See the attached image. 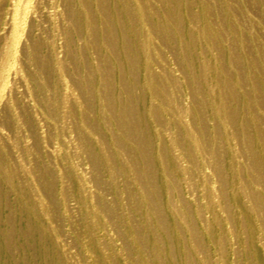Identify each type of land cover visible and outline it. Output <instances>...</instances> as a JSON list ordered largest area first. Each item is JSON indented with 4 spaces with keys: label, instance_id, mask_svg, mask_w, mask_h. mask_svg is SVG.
<instances>
[{
    "label": "rangeland",
    "instance_id": "rangeland-1",
    "mask_svg": "<svg viewBox=\"0 0 264 264\" xmlns=\"http://www.w3.org/2000/svg\"><path fill=\"white\" fill-rule=\"evenodd\" d=\"M0 264H264V0H0Z\"/></svg>",
    "mask_w": 264,
    "mask_h": 264
},
{
    "label": "bare ground",
    "instance_id": "bare-ground-1",
    "mask_svg": "<svg viewBox=\"0 0 264 264\" xmlns=\"http://www.w3.org/2000/svg\"><path fill=\"white\" fill-rule=\"evenodd\" d=\"M139 138V137H138ZM139 140V143L141 144V145H143L144 143H143V141L141 140V139H138Z\"/></svg>",
    "mask_w": 264,
    "mask_h": 264
}]
</instances>
